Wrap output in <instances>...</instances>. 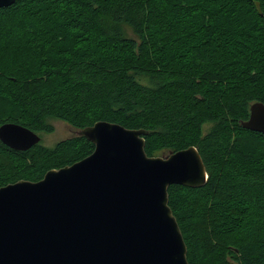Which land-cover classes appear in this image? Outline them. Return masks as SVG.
<instances>
[{"label":"trees","instance_id":"trees-1","mask_svg":"<svg viewBox=\"0 0 264 264\" xmlns=\"http://www.w3.org/2000/svg\"><path fill=\"white\" fill-rule=\"evenodd\" d=\"M178 2L15 0L0 8L19 33L0 43V97L15 111L0 115V126L18 124L40 137L53 133L49 120L77 131L108 122L145 131L149 157L195 147L205 185L167 191L188 264H264V151L250 146L264 135L242 127L250 106L264 104V0L197 3L214 20L245 11L256 20L250 31H202ZM62 32L86 41L63 55L53 86L38 85L40 49ZM93 149L79 136L24 152L0 142V187L38 182Z\"/></svg>","mask_w":264,"mask_h":264},{"label":"water","instance_id":"water-1","mask_svg":"<svg viewBox=\"0 0 264 264\" xmlns=\"http://www.w3.org/2000/svg\"><path fill=\"white\" fill-rule=\"evenodd\" d=\"M15 0H0V8ZM242 127L264 135V104ZM143 130L96 122L77 131L94 147L38 182L0 187V264H188L168 188H200L208 175L195 147L149 157ZM41 137L4 123L0 142L24 152Z\"/></svg>","mask_w":264,"mask_h":264},{"label":"rangeland","instance_id":"rangeland-1","mask_svg":"<svg viewBox=\"0 0 264 264\" xmlns=\"http://www.w3.org/2000/svg\"><path fill=\"white\" fill-rule=\"evenodd\" d=\"M200 0H179L178 5L181 9L186 10L193 15L195 23L197 26L202 28V31H210L216 28L225 29V30H241L245 27H248L249 31L256 28L255 18L240 9H234L229 14L221 15V18L214 20V16L206 13L204 11H197V3ZM215 21L214 23L211 20ZM204 33V32H203ZM132 34V33H129ZM132 37V36H131ZM19 39V33L11 21L10 18L4 17L0 18V43L3 42H14ZM86 38L78 35L76 32H62L56 34L54 39L49 43L46 48H41L40 51L43 52V62L44 68L41 70V74L37 77L38 85H45L51 87L55 84V79L57 74L60 71V66L63 61H65L64 54L72 55L74 50L82 46L85 43ZM13 105L10 104L8 100L3 97H0V110L2 117L12 116L15 111L13 110ZM54 128L53 133L51 134H41V145L46 148L54 147L58 142L66 140L70 137L77 135V130H73L67 124L57 120L48 121ZM206 128H204V131ZM255 151H264V142L256 141L250 145ZM80 147L75 149L76 153ZM73 154V156L75 155ZM166 153H163L160 156H165ZM73 156L66 159H71ZM157 157L156 155H154ZM6 165V158L0 156V166L1 169H4Z\"/></svg>","mask_w":264,"mask_h":264}]
</instances>
